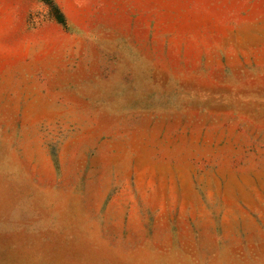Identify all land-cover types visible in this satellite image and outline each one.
<instances>
[{"label":"rangeland","instance_id":"obj_1","mask_svg":"<svg viewBox=\"0 0 264 264\" xmlns=\"http://www.w3.org/2000/svg\"><path fill=\"white\" fill-rule=\"evenodd\" d=\"M0 264H264V0H0Z\"/></svg>","mask_w":264,"mask_h":264},{"label":"trees","instance_id":"obj_2","mask_svg":"<svg viewBox=\"0 0 264 264\" xmlns=\"http://www.w3.org/2000/svg\"><path fill=\"white\" fill-rule=\"evenodd\" d=\"M61 22L63 21V19H62V17H60V19H59Z\"/></svg>","mask_w":264,"mask_h":264}]
</instances>
